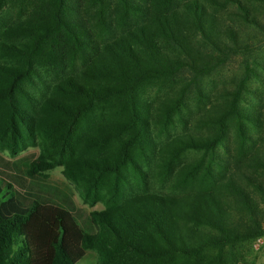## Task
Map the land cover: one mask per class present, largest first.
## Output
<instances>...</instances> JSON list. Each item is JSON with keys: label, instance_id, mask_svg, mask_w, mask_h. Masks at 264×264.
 <instances>
[{"label": "trees", "instance_id": "16d2710c", "mask_svg": "<svg viewBox=\"0 0 264 264\" xmlns=\"http://www.w3.org/2000/svg\"><path fill=\"white\" fill-rule=\"evenodd\" d=\"M8 5L0 139L12 152L41 138L45 152L25 163L26 177L63 165L92 190L107 174L116 197L123 166L139 173L132 148L150 126L166 132L180 121L189 97L199 105L194 124L205 129L163 143L170 164L198 152L178 173L193 185L188 192L135 194L89 212V228L70 200L34 191L16 163L0 158V264H76L86 249L100 264L121 255L223 264L225 249L233 262L236 247L264 235V0H0V14ZM232 62L234 81L217 88L210 76ZM35 79L48 90L37 108L24 89ZM82 130L81 146L116 140L114 152L71 158Z\"/></svg>", "mask_w": 264, "mask_h": 264}, {"label": "rangeland", "instance_id": "374dc122", "mask_svg": "<svg viewBox=\"0 0 264 264\" xmlns=\"http://www.w3.org/2000/svg\"><path fill=\"white\" fill-rule=\"evenodd\" d=\"M10 5L6 6L4 11L0 14V29L1 26L10 17L14 15V11ZM237 64L232 62L221 67L216 73L210 76L216 83L217 88L223 85H230L237 74ZM36 86H25L27 96L26 101L30 102V106L37 108L41 98L48 93L47 87H44L40 81L35 79ZM212 89H216L213 88ZM264 87H262V92ZM154 90L148 91L152 98ZM152 100H150L151 102ZM2 106L0 105V128L3 125ZM199 110V105L195 99L189 97L186 100L185 108L182 110V119L179 121L175 119L172 127L167 128L166 132L159 129V127L150 126L148 140L146 139L142 146L135 145L131 154L136 162L139 173H137L130 164H125L121 169L122 180L119 186V193L116 197L110 195V176L105 174L101 176L95 184V188L89 189V182L87 180L80 181L75 178H68L63 173V165H56L46 171L36 174L32 177H26L23 173L25 170V163L38 158L44 154L43 146L40 144L41 138L37 136L34 140H28L25 146L10 151L9 148L4 147L0 139V158L2 161H10L16 163L17 169L26 180V184L31 186L34 191H37L52 201L59 202L70 200L78 217V221L88 226V214L91 211L102 210L104 207L115 204L120 205L130 196L141 193H151L157 195H181L190 190L193 185L179 182L178 173L189 165L194 158L198 157L197 151H187L181 154L177 159L172 161V164L165 160L163 156V143L172 133H182L185 131H204L203 126L194 124V116ZM262 112L264 115V104L262 105ZM94 115V119H95ZM92 118V116H90ZM97 118V117H96ZM87 122V121H85ZM87 130V129H86ZM87 131H90L89 129ZM87 131L82 130L78 132L80 137L72 142V157L78 155H89L95 151L102 154H112L116 145V140H112L102 149H88L86 146H81V136L85 135ZM232 137H229L227 142L232 146ZM91 150V151H89ZM98 155V154H93ZM67 158V157H65ZM72 162V161H71ZM13 172V171H12ZM76 176V175H75ZM116 198V199H115ZM115 199V200H114ZM93 227H91L92 229ZM263 239V244L254 247L253 241L248 244H243L236 247L234 252L236 258L233 262L230 260V250L225 249L223 254V264H264V235L258 236ZM140 261L125 255L118 256L113 264H140ZM76 264H100L96 252L92 249H86L85 254L81 260ZM148 264V263H143Z\"/></svg>", "mask_w": 264, "mask_h": 264}, {"label": "built area", "instance_id": "2783aa9c", "mask_svg": "<svg viewBox=\"0 0 264 264\" xmlns=\"http://www.w3.org/2000/svg\"><path fill=\"white\" fill-rule=\"evenodd\" d=\"M263 244V239L261 237H256L253 241V246L256 248Z\"/></svg>", "mask_w": 264, "mask_h": 264}]
</instances>
